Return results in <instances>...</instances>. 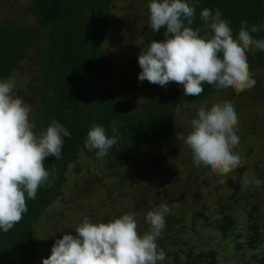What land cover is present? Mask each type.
<instances>
[{
    "label": "trees",
    "instance_id": "16d2710c",
    "mask_svg": "<svg viewBox=\"0 0 264 264\" xmlns=\"http://www.w3.org/2000/svg\"><path fill=\"white\" fill-rule=\"evenodd\" d=\"M130 1L141 3L144 0ZM187 2L196 4L191 25L193 30L203 27L204 22L200 17L203 9L208 8L213 12L219 9L221 18L229 22L234 36L242 25L256 24L260 30L252 35L256 39H264V0ZM109 5L110 0H33V18L38 30L45 34V41L38 52L41 70L36 78L38 82L26 86L21 96L36 104L37 113L33 122L37 135L56 121L66 127L71 136L64 137L60 159L48 157L45 160L51 186L42 185L36 198L26 201L28 211L18 224L8 232L0 229V264L41 263L44 246L36 236L35 227L47 216L49 209L63 202L61 188L66 182L67 172L73 170L76 177L71 193L80 192L76 194L78 199L83 195L89 198L92 188L89 186L96 181L102 184L97 174L99 170L104 168L112 173L127 165L129 156L142 158L139 155L143 154L147 143L162 145L172 139L176 121L175 100L179 93L188 105H192L221 90L205 83L202 85L203 93L192 97L184 95L182 85L162 87L154 84L149 87L144 102L134 104L135 107L118 100L116 92L99 80L103 72V45ZM147 14L149 33L141 39L147 45L153 40H165L166 29L161 28L160 32L154 33L148 25L149 9ZM29 52L30 37L23 28L13 24L2 27L0 81H7L16 68L26 61ZM139 53L141 49L135 51L131 58L121 61L135 64ZM249 57L252 63L264 64V52L250 51ZM126 85H132V81ZM95 125L103 126L110 138L114 135L118 138V144L104 158H97L94 152H89L83 146L88 132ZM113 127L116 133L112 131ZM82 162L83 167L80 166ZM258 168L260 172L255 177L262 183L257 188L253 187L251 192L258 191L254 194L248 191L243 195L236 188L231 196L210 203L211 206L208 202L189 197V181L176 188L177 183L167 178V182H170L168 188L173 192L176 188L180 192L171 196V191H164L162 200L168 202L169 208L168 204L176 203L186 212L177 213L170 208L171 212L166 216L163 237L158 240L159 247L166 254L163 264H264V168ZM93 174L97 178L92 179ZM139 174H142L139 166L136 170L126 169L115 180V185L120 189L128 179ZM117 198L124 200L125 197ZM156 206L160 207L159 204ZM149 209L144 198H141L133 211L126 212L135 213L138 219L145 218ZM103 215L96 217L91 213V208L83 214L94 221L96 219V222L115 219L104 218ZM149 228L150 225H146L144 233ZM63 231H58L60 233L56 235H61Z\"/></svg>",
    "mask_w": 264,
    "mask_h": 264
},
{
    "label": "clouds",
    "instance_id": "9594fccd",
    "mask_svg": "<svg viewBox=\"0 0 264 264\" xmlns=\"http://www.w3.org/2000/svg\"><path fill=\"white\" fill-rule=\"evenodd\" d=\"M148 7L150 29L158 33L165 28L166 39L153 40L142 48L138 57L140 82L147 80L162 87L175 82L183 86L185 96L192 97L203 93L205 83L218 90L234 89L237 94L255 86L247 53L264 52V39L252 35L260 30L256 24L242 25L234 36L219 9L213 12L205 8L200 13L203 27L193 30L195 3L151 0ZM14 88L13 80L0 81V229L4 232L23 219L28 211L26 201L35 199L42 185L51 186L45 160L60 159L64 137L71 136L56 121L37 135L30 119L31 107L14 95ZM237 124L238 115L231 102L198 109L184 140L195 165L210 168L220 176L243 167L240 154L234 152L240 142ZM112 131L117 132L115 127ZM117 144L116 135L110 138L103 126L95 125L83 146L97 158H104ZM240 182L250 183L246 177ZM253 182L262 183L259 179ZM170 212L167 205L149 211L146 222L150 228L143 234L138 232L135 213L108 222L84 217L74 234H64L55 241L51 255L42 264H163L166 254L158 240L163 237Z\"/></svg>",
    "mask_w": 264,
    "mask_h": 264
},
{
    "label": "rangeland",
    "instance_id": "374dc122",
    "mask_svg": "<svg viewBox=\"0 0 264 264\" xmlns=\"http://www.w3.org/2000/svg\"><path fill=\"white\" fill-rule=\"evenodd\" d=\"M150 2L151 0H144L141 3H133L130 0H110L109 5V21L103 45V72L99 80L105 82L104 84L116 92L118 100L131 103L132 107H135L134 104L144 102L149 87L154 84L147 80L143 82L138 80L142 71L138 62L130 64L129 61L122 62L121 60L131 58L135 51L147 47L143 39L149 33L146 19ZM32 7L33 0H0V29L8 24L17 25L23 28L30 37L28 58L16 68L9 79L15 82L14 95L22 98L25 104L31 107L30 119L33 122L37 113L36 106H34L36 104L28 102L21 96V93L26 86L38 82L36 78L41 73L38 52L44 45L45 34L38 30L35 24ZM249 53L250 51L247 53L250 72L256 80V85L251 90L237 94L234 89H221L201 103L192 105H188L179 93L175 100L176 121L172 139L162 145L147 143L143 154L139 155L142 158L129 156L128 164H124L126 167L117 168L112 173L104 168L99 170L97 174L102 179V184L96 181L89 186L92 187L89 191L91 193L89 198L86 199L83 195L81 199H78L76 194L80 192L71 193L76 177L73 170L67 172L68 179L66 178L61 188L63 202L49 209L47 216L35 227L36 236L44 246L40 264L43 259L51 255L55 241L61 239L64 234L73 233L76 224L83 221V214L90 208L91 213L96 217L104 214V218L114 217L116 219L128 213L126 210L133 211L137 201L144 198L146 206L150 208L149 211L155 210L159 208L156 204L167 205L168 203L162 200L164 191H171V196H173L180 192L176 190L177 186L179 188L188 181L191 186L188 188L191 190L189 197L196 201L208 202L209 205L218 202L219 199H225L226 196H231L236 188H239V192L243 195L248 191L249 194L258 191L251 192L253 187H258L253 182L256 174L260 172L258 167L264 168V64L252 63ZM131 81L132 85H126ZM168 85L177 86L175 82ZM226 101L234 105L238 115L237 135L240 142L234 148V152L240 154L244 166L227 176H220L210 168L202 165L196 166L192 152L184 140L191 131V121L197 118L198 109L210 108L213 104H223ZM177 105H179V110H177ZM137 165L142 170V174L128 179L119 189V186L115 185V180L126 169L135 168L136 170ZM80 166L83 167L84 163L82 162ZM168 177L177 183L175 192L168 188L170 184L167 182ZM245 177L250 183L240 182ZM93 178L97 176L93 174ZM139 178L142 180H138ZM188 189L184 190V193ZM117 196L125 198L119 200ZM168 205L177 213L186 212L176 203ZM90 220L96 222V219L95 221ZM54 223L56 224L53 225ZM137 223L138 232L143 234V228L149 225L146 222V216L138 218ZM58 231L64 233L56 235L60 233Z\"/></svg>",
    "mask_w": 264,
    "mask_h": 264
}]
</instances>
